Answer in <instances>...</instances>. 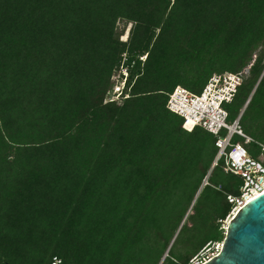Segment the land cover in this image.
<instances>
[{
	"label": "trees",
	"instance_id": "obj_1",
	"mask_svg": "<svg viewBox=\"0 0 264 264\" xmlns=\"http://www.w3.org/2000/svg\"><path fill=\"white\" fill-rule=\"evenodd\" d=\"M245 69L223 108L256 160L264 0H0V264L202 263L244 179L167 97Z\"/></svg>",
	"mask_w": 264,
	"mask_h": 264
},
{
	"label": "built area",
	"instance_id": "obj_2",
	"mask_svg": "<svg viewBox=\"0 0 264 264\" xmlns=\"http://www.w3.org/2000/svg\"><path fill=\"white\" fill-rule=\"evenodd\" d=\"M246 75L247 70L238 74H214L198 95H193L182 87H175L168 94L166 102L168 111L182 119L184 130L191 131L198 127L215 137L217 153L212 167L219 160H223L225 172L241 176L244 179L240 198H228L229 203L235 204L228 221L239 208L264 192V145L259 144L261 153L256 160L253 159L245 148L253 140L242 131L239 126V118H236L232 123L227 122L228 115L223 108L225 104L232 101L237 88ZM126 77L127 71L123 67L113 74L112 86L105 97V103L121 104V101L127 98V94L123 92ZM235 136L241 138L242 142L233 143ZM206 184L207 181L204 180L203 185ZM220 248L221 245H216L215 253L206 257L200 264L215 257ZM51 264L62 263L59 259L53 258Z\"/></svg>",
	"mask_w": 264,
	"mask_h": 264
},
{
	"label": "water",
	"instance_id": "obj_3",
	"mask_svg": "<svg viewBox=\"0 0 264 264\" xmlns=\"http://www.w3.org/2000/svg\"><path fill=\"white\" fill-rule=\"evenodd\" d=\"M204 264H264V192L237 210L219 253Z\"/></svg>",
	"mask_w": 264,
	"mask_h": 264
},
{
	"label": "rangeland",
	"instance_id": "obj_4",
	"mask_svg": "<svg viewBox=\"0 0 264 264\" xmlns=\"http://www.w3.org/2000/svg\"><path fill=\"white\" fill-rule=\"evenodd\" d=\"M130 28H131V24H126V23H124V22H121V23H119L118 24V30H123L122 31V35L120 36V40L121 41H126L127 40V38H128V33H129V30H130ZM245 70H248V69H245ZM240 142H242V140H240ZM251 150L253 151V152H257V150L255 149V148H251ZM226 226H227V222L225 223V225H224V227L223 228H226ZM215 252H213V254H214ZM211 254L212 253H208V256H211ZM194 264H198L197 262H194Z\"/></svg>",
	"mask_w": 264,
	"mask_h": 264
},
{
	"label": "bare ground",
	"instance_id": "obj_5",
	"mask_svg": "<svg viewBox=\"0 0 264 264\" xmlns=\"http://www.w3.org/2000/svg\"><path fill=\"white\" fill-rule=\"evenodd\" d=\"M128 35V34H127Z\"/></svg>",
	"mask_w": 264,
	"mask_h": 264
}]
</instances>
